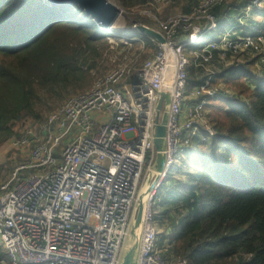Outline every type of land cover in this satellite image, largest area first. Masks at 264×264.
Segmentation results:
<instances>
[{"label": "built area", "instance_id": "obj_1", "mask_svg": "<svg viewBox=\"0 0 264 264\" xmlns=\"http://www.w3.org/2000/svg\"><path fill=\"white\" fill-rule=\"evenodd\" d=\"M153 1L174 6L181 0ZM220 1L202 0L192 14L160 22L164 41L152 38L157 50L140 64L136 59L118 64L92 89L68 98L43 125L26 127L9 140L26 157L0 184V264H118L139 191L155 161L162 92H167L160 111L168 112L166 162L146 206L138 264H189L183 257H164L154 204L180 154L193 152L197 140L214 133L208 106L221 96L216 73L205 66L211 50H229L233 60L252 51L255 73L264 79L263 34L233 39L228 31L203 41L218 30L209 9ZM262 9L264 0H251L244 16ZM179 29L183 37L175 39ZM135 39L143 57L142 39ZM190 66L203 67L206 77L189 85Z\"/></svg>", "mask_w": 264, "mask_h": 264}, {"label": "trees", "instance_id": "obj_2", "mask_svg": "<svg viewBox=\"0 0 264 264\" xmlns=\"http://www.w3.org/2000/svg\"><path fill=\"white\" fill-rule=\"evenodd\" d=\"M201 1L196 0L190 10L180 12L192 14ZM250 2L221 0L214 4L209 13L218 23V30L207 34L205 44L221 39L228 31L233 39L252 32L264 35V20L252 26V14L257 11L251 12L249 18L244 16ZM222 18L232 20L228 28L221 22L225 26L219 30ZM106 37L107 30L75 4L52 6L46 0H0L2 141L18 135L9 125L24 113L34 115L35 105L42 98L59 96L69 86L79 87L95 67ZM175 37H183L181 29ZM141 39L145 48L157 50L152 38ZM251 53L238 55L243 62H232L231 51L215 48L211 50V61L205 64L210 67L218 61L230 63L215 75L213 82H224L235 94L225 93L208 106L214 134L209 143L197 140L196 150L184 158L192 167L201 169L197 181L193 173L188 176V186L193 185L190 191L178 189V181L166 184L177 170H171L156 191L155 218L161 190L173 191V197L160 199L165 205L158 207L164 211L163 217L167 213L175 216L170 218L172 230L158 236L159 247L166 250L165 258L183 257L189 264H264V79L255 73L257 57L249 56ZM186 56L192 58L188 52ZM194 68L187 69L188 81L194 70H204ZM196 82L189 81V85Z\"/></svg>", "mask_w": 264, "mask_h": 264}, {"label": "rangeland", "instance_id": "obj_3", "mask_svg": "<svg viewBox=\"0 0 264 264\" xmlns=\"http://www.w3.org/2000/svg\"><path fill=\"white\" fill-rule=\"evenodd\" d=\"M109 2L116 5L121 13H119L117 19L113 22L109 29H107L108 37H106V39L104 40V42L106 41V45H104L103 47L101 45L99 47L100 55L95 60V67L91 68V70L89 71V77L87 79L85 78V80L80 82L79 87L69 86L68 88H65L61 91V94H58L59 96H50L48 99H43L41 97L42 100L40 102L38 101L35 105L34 115L24 113L20 119L16 120L14 123H11L9 125L14 130V132L19 133L26 127L39 126L40 124L43 125L46 119L50 116V114L56 111L60 106H62L68 98L92 89L99 79L103 78L110 70H112L118 64L131 62L135 59L137 61V64H140V62L145 60L146 57H148L154 52V48L146 47L142 51L144 52L143 57L139 56L138 53L140 50H142L141 42L134 40H137L135 38L140 39L142 38V36L146 35H143L139 31H137L138 27L144 26L148 28L146 29L147 32L151 33V30H153L154 32L162 34L164 36L165 31L161 29L159 23L166 22L165 20H167L169 17L181 13L180 10L185 11L187 9V3H182L181 6L179 3L175 4L174 6H171L169 4L157 3L153 0H109ZM254 19L257 22L263 21V14H255ZM248 30L251 29L249 28ZM125 38L128 40L126 41ZM154 46H156V44ZM251 55L252 54H249V56ZM230 60L232 61L233 57H231ZM236 61L243 62L245 60H243L242 58H237ZM228 64L230 63H226V65ZM226 65H223L221 61H218L217 63L215 62L214 66L210 67L213 72L218 74L222 72L223 67ZM206 75L207 74L205 70H194V75H189V81H196L197 79L201 78L203 79L206 77ZM215 86L218 89V93L220 92L219 95L221 97L225 93L229 96L230 94H232V96L235 94L233 88L230 86H225L224 82H220ZM215 100L216 99H213L211 101V104ZM208 113H210V110L208 111ZM13 136L5 141H2V137L0 135V184L4 183L8 179L11 172L13 171V168L18 163L23 161L26 157L23 153H20L17 150H13L11 148L9 140L14 138ZM209 137L210 136H208L206 140H204V142L202 143H209ZM195 150L196 148L193 149V151ZM189 152L190 150L188 151V153L183 152L180 154V162H175L172 167V171H177L171 173V179L169 177L171 181L175 180L174 182H180V186L178 187V189H180L182 192L190 191V187L193 186H188L190 184V178L188 176L193 172L195 174L201 173V169L195 168L194 166L192 167L188 163V161L184 159L189 156ZM170 180H168L166 184L170 182ZM162 192L163 190H161L160 192V197L158 196V198L156 199L157 215L155 220L158 225L159 236H161L164 230H172L173 226L171 224L172 221H170V218H175L173 214V216H171L168 213L163 217L162 214H164V211H159L158 207L165 205L160 200L161 197L164 196L163 194L161 195Z\"/></svg>", "mask_w": 264, "mask_h": 264}, {"label": "water", "instance_id": "obj_4", "mask_svg": "<svg viewBox=\"0 0 264 264\" xmlns=\"http://www.w3.org/2000/svg\"><path fill=\"white\" fill-rule=\"evenodd\" d=\"M50 5L75 4L86 15L90 16L98 26L107 30L117 19L119 8L110 3L109 0H46ZM146 27H138L137 31L143 35L152 37L159 42H163L164 38L161 34L147 32ZM167 92H162L161 97L156 106V120L154 127V145L156 148L155 161L149 169L143 185L139 191L135 212L132 216L127 236L125 238L118 264H138L140 258V250L142 244V236L145 222L146 206L150 200V194L157 184L166 162V125L168 120V112L165 109L160 114L162 102L166 98Z\"/></svg>", "mask_w": 264, "mask_h": 264}, {"label": "crops", "instance_id": "obj_5", "mask_svg": "<svg viewBox=\"0 0 264 264\" xmlns=\"http://www.w3.org/2000/svg\"><path fill=\"white\" fill-rule=\"evenodd\" d=\"M196 0H183V2L182 3H187L186 5H187V10H190L191 8H192V6L194 5V2H195ZM182 3H180V6H181V4ZM178 8V7H177ZM180 8V7H179ZM170 9V8H169ZM262 12H264V11H262V10H258L255 14H258V13H260V14H263ZM254 14V15H255ZM254 15H253V17H252V19H251V21L253 22V24H252V26H254L255 24L256 25H258V22L254 19ZM238 18V17H237ZM220 21H219V23H220V29L219 30H221V29H223L224 28V26L226 25V27L228 28L229 27V24H231V20L232 19H228V18H226L225 20H223V18L222 19H219ZM264 20V19H263ZM221 22H225L224 24L225 25H221ZM234 22V21H233ZM227 28H226V30H227ZM225 30V29H224ZM175 171V170H174ZM172 175V174H171ZM192 176H193V179L194 180H198V178H199V176H200V174H195L194 172H193V174H192ZM170 179H171V177H170ZM170 179H168V180H170ZM175 180H173V181H171L170 180V184H171V182H174ZM183 181V180H182ZM196 181H195V183H196ZM164 191V196H162L161 197V199L163 200V199H165V198H168L169 200H170V198H171V196L173 197V191L170 189V188H167V189H164L163 190ZM2 254L0 253V256H1Z\"/></svg>", "mask_w": 264, "mask_h": 264}]
</instances>
